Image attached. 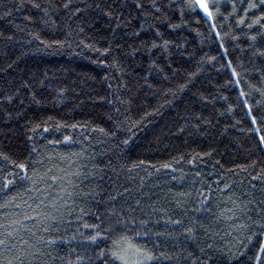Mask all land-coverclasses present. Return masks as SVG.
Here are the masks:
<instances>
[{
    "label": "trees",
    "instance_id": "trees-1",
    "mask_svg": "<svg viewBox=\"0 0 264 264\" xmlns=\"http://www.w3.org/2000/svg\"><path fill=\"white\" fill-rule=\"evenodd\" d=\"M189 2L0 0V264H264V4Z\"/></svg>",
    "mask_w": 264,
    "mask_h": 264
},
{
    "label": "snow or ice",
    "instance_id": "snow-or-ice-1",
    "mask_svg": "<svg viewBox=\"0 0 264 264\" xmlns=\"http://www.w3.org/2000/svg\"><path fill=\"white\" fill-rule=\"evenodd\" d=\"M261 3L264 4V0H261ZM251 6L256 7L255 4H253ZM65 7H67V5H65ZM188 7L190 10H194V11L195 10H202L203 13H206L209 17H211V15H212V12L210 10V6H209V3L207 2V0H190ZM252 39H255V37H252ZM66 139H70V138L66 137ZM18 167L22 170H25V172H26V165L25 164L21 163L18 165ZM29 179H30V177H29ZM10 183H12V181H7L5 184V187H7V184H10ZM28 218L31 219V217H28ZM173 223L180 224V221L176 220V221H173ZM188 231H191V229H189ZM8 235L10 236L11 234H8ZM92 239H95V237H92ZM21 243L27 244V241H21ZM0 245H4L5 247H8L7 239H0ZM260 251L264 252V245L261 246ZM161 255H163V254H161ZM149 258L151 259L152 257L149 256ZM21 264H22V262H21Z\"/></svg>",
    "mask_w": 264,
    "mask_h": 264
},
{
    "label": "rangeland",
    "instance_id": "rangeland-1",
    "mask_svg": "<svg viewBox=\"0 0 264 264\" xmlns=\"http://www.w3.org/2000/svg\"><path fill=\"white\" fill-rule=\"evenodd\" d=\"M211 0H207V2L209 3Z\"/></svg>",
    "mask_w": 264,
    "mask_h": 264
}]
</instances>
